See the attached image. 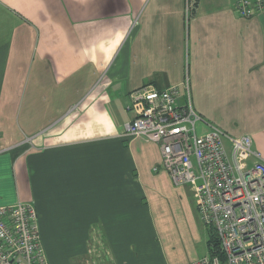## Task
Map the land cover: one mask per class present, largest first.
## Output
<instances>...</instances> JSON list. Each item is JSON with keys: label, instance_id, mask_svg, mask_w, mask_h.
I'll use <instances>...</instances> for the list:
<instances>
[{"label": "crops", "instance_id": "crops-1", "mask_svg": "<svg viewBox=\"0 0 264 264\" xmlns=\"http://www.w3.org/2000/svg\"><path fill=\"white\" fill-rule=\"evenodd\" d=\"M186 3L0 0V205L33 203L49 264L207 254L194 193L124 134L133 89L187 84L204 121L249 135L264 161V12Z\"/></svg>", "mask_w": 264, "mask_h": 264}, {"label": "built area", "instance_id": "built-area-1", "mask_svg": "<svg viewBox=\"0 0 264 264\" xmlns=\"http://www.w3.org/2000/svg\"><path fill=\"white\" fill-rule=\"evenodd\" d=\"M194 3L187 0V14ZM232 10L252 18L264 12V0H232ZM128 96L124 134L158 146L156 168L194 193L199 219L216 238V248L185 264H264V161L250 136L205 122L185 83L141 86ZM38 218L32 202L0 205V264H49Z\"/></svg>", "mask_w": 264, "mask_h": 264}, {"label": "rangeland", "instance_id": "rangeland-1", "mask_svg": "<svg viewBox=\"0 0 264 264\" xmlns=\"http://www.w3.org/2000/svg\"><path fill=\"white\" fill-rule=\"evenodd\" d=\"M202 223V222H201ZM203 225V224H202ZM214 239H213V238ZM212 243L211 244H216L217 243V241H216V238H215V236H214V234L212 233ZM197 248H198V251H199V256H202V255H204V254H206V252H208V247L204 244H197Z\"/></svg>", "mask_w": 264, "mask_h": 264}, {"label": "trees", "instance_id": "trees-1", "mask_svg": "<svg viewBox=\"0 0 264 264\" xmlns=\"http://www.w3.org/2000/svg\"><path fill=\"white\" fill-rule=\"evenodd\" d=\"M212 232L209 231V238H208V248H216L217 247V243L216 244H211L212 243ZM214 239V238H213Z\"/></svg>", "mask_w": 264, "mask_h": 264}]
</instances>
